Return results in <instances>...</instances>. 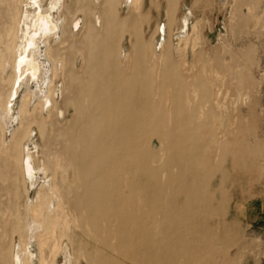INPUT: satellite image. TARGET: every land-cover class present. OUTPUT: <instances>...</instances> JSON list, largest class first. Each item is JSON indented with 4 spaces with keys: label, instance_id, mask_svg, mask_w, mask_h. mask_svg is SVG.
Instances as JSON below:
<instances>
[{
    "label": "bare ground",
    "instance_id": "bare-ground-1",
    "mask_svg": "<svg viewBox=\"0 0 264 264\" xmlns=\"http://www.w3.org/2000/svg\"><path fill=\"white\" fill-rule=\"evenodd\" d=\"M143 1L0 0V264H223L210 222L226 132H238L199 123L195 105H224L220 90L188 87L200 81L187 61L176 72L172 0L155 29L163 43L139 27L132 41ZM191 17L183 52L201 41ZM203 131L214 161L195 149Z\"/></svg>",
    "mask_w": 264,
    "mask_h": 264
},
{
    "label": "rangeland",
    "instance_id": "rangeland-1",
    "mask_svg": "<svg viewBox=\"0 0 264 264\" xmlns=\"http://www.w3.org/2000/svg\"><path fill=\"white\" fill-rule=\"evenodd\" d=\"M168 4V0L143 1V15L135 25L133 42L139 35L136 31L139 27L140 37L149 45L163 43L160 27L165 28ZM172 9L177 24L170 35V59L176 72H182L178 64L187 61L190 68L183 72L196 75L202 83L190 82L188 87L199 92L201 88L210 90L215 97L220 90L221 99L218 100L224 105L223 114L210 113L202 104L195 105L198 114L203 115L199 123L209 124L213 131L217 127L227 131L234 125L239 137L234 141L235 133L226 132L224 143L229 141L231 150L225 155L217 175L224 178L221 187L225 198L214 212L210 235L215 236L216 247H220L219 258L223 264H264V215L258 209L264 197V0H172ZM189 9L192 17L188 21L187 33H193V27L199 22L197 30L201 41L194 45L189 40L183 52L177 50V43L179 35L183 34L181 19ZM125 15L123 9L121 16ZM158 24L159 35L155 33ZM120 37L123 39L119 44L122 53L133 54L128 43L130 33L125 32ZM207 104L212 105L211 101ZM71 114L72 111L67 115V121ZM32 134L35 141L36 131ZM199 136L195 149L213 154L215 144L210 134L203 131ZM6 137L8 141V135ZM61 141L58 140L54 150L59 154H62ZM235 151L238 153L237 162L233 158ZM221 153L222 149L218 154ZM212 160H215L214 154ZM213 188H218L216 182ZM66 260L67 254L58 264H69ZM81 264L86 263L82 261Z\"/></svg>",
    "mask_w": 264,
    "mask_h": 264
},
{
    "label": "crops",
    "instance_id": "crops-1",
    "mask_svg": "<svg viewBox=\"0 0 264 264\" xmlns=\"http://www.w3.org/2000/svg\"><path fill=\"white\" fill-rule=\"evenodd\" d=\"M261 210V215H264V197L262 198L261 202L258 204V209Z\"/></svg>",
    "mask_w": 264,
    "mask_h": 264
},
{
    "label": "water",
    "instance_id": "water-1",
    "mask_svg": "<svg viewBox=\"0 0 264 264\" xmlns=\"http://www.w3.org/2000/svg\"><path fill=\"white\" fill-rule=\"evenodd\" d=\"M162 33H163V30H162Z\"/></svg>",
    "mask_w": 264,
    "mask_h": 264
}]
</instances>
